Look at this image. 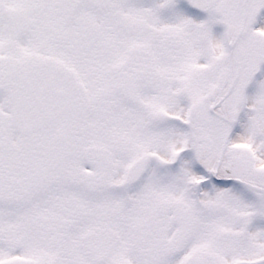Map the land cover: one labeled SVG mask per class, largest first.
<instances>
[{"label": "snow or ice", "instance_id": "obj_1", "mask_svg": "<svg viewBox=\"0 0 264 264\" xmlns=\"http://www.w3.org/2000/svg\"><path fill=\"white\" fill-rule=\"evenodd\" d=\"M0 264H264V0H0Z\"/></svg>", "mask_w": 264, "mask_h": 264}]
</instances>
